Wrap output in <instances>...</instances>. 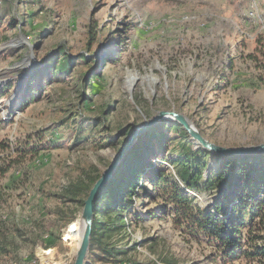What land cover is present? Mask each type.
I'll return each mask as SVG.
<instances>
[{
	"label": "rangeland",
	"instance_id": "374dc122",
	"mask_svg": "<svg viewBox=\"0 0 264 264\" xmlns=\"http://www.w3.org/2000/svg\"><path fill=\"white\" fill-rule=\"evenodd\" d=\"M261 35L264 0H0V222L45 229L35 245L9 234L16 246L0 253V264H73L66 232L82 206L54 195L86 174H101L135 128L160 110L186 115L220 145L264 142ZM60 44L74 54L99 52L101 75L81 87L88 69L77 64L22 107L15 98L23 78ZM106 53L114 60L105 62ZM165 130V149L150 162L174 173L170 149L179 134ZM141 153L149 157L147 149ZM138 183L140 197L114 236L131 264H215L212 243L175 224L169 205L160 210L163 201L149 198L154 190L143 176ZM204 187L189 193L207 210L218 191ZM86 264L113 263L89 253Z\"/></svg>",
	"mask_w": 264,
	"mask_h": 264
},
{
	"label": "trees",
	"instance_id": "16d2710c",
	"mask_svg": "<svg viewBox=\"0 0 264 264\" xmlns=\"http://www.w3.org/2000/svg\"><path fill=\"white\" fill-rule=\"evenodd\" d=\"M17 20V17L11 14L9 24ZM21 22L23 20H20ZM96 29L89 30L91 36H96ZM104 60L112 61L114 56L106 53ZM100 62L99 52L88 54L86 51H80L74 54L65 44H60L58 49L48 55L45 63H38L23 78L15 100L19 101L22 107L27 106L44 91L45 85L69 76L77 69V64L88 69L86 73H81V87H90L94 78L101 75ZM257 69L264 76V65H258ZM2 96L1 94L0 98ZM166 128L176 130L179 134L173 139L176 142L170 149L176 150L175 154L169 157L174 173L165 171L160 164L150 162L154 153L160 154L165 149L161 145H164L168 138ZM187 138L185 130L171 120H163L150 127L147 133L138 138L113 172L111 179L98 192L94 202L95 217L89 253L96 254L102 263H132L128 250L118 248L114 236L125 228L124 215L135 207L136 201L133 197H140L137 188L141 187L138 181L143 176L154 190L149 198L154 196L163 201L160 210H166L169 205L168 212L172 214L175 224L187 228L191 235L204 237L212 243L210 246L216 254L211 260L215 264L218 261L216 256L219 255L220 264H264V152L212 155L201 148L194 149ZM142 148L149 151V157H143ZM167 150L169 152V148ZM148 158L149 162L144 165ZM214 163L216 168L212 167ZM209 166V173L205 175L203 172ZM146 167H149L148 171ZM4 172L6 169H0V174ZM99 176L100 174H86L85 177L63 186L54 196L61 202L83 206L90 188ZM204 186L218 191L214 203L207 210L198 206L195 196L187 191L200 192ZM58 212L61 219H64L65 214L61 209ZM14 226L0 222V253L13 251L16 245L13 236L8 235L15 232L26 235L32 245L42 242L44 225L36 223V226L28 229L29 231Z\"/></svg>",
	"mask_w": 264,
	"mask_h": 264
},
{
	"label": "water",
	"instance_id": "95a60500",
	"mask_svg": "<svg viewBox=\"0 0 264 264\" xmlns=\"http://www.w3.org/2000/svg\"><path fill=\"white\" fill-rule=\"evenodd\" d=\"M162 120L175 121L185 130L192 142L194 149L201 148L208 151L212 155H247L264 152V142L235 147H228L214 143L205 138L186 115L175 110L158 111L157 114L152 118L146 120L143 124L135 128V130L129 135L127 140L113 156L111 162L102 171L99 178L93 183L92 187L90 188L79 214V222L81 223L82 232L79 246L75 252L73 264H86L87 262L90 248L92 225L95 217L94 202L98 192L102 189L105 183L111 179L113 172L116 170L117 166L122 161L124 156L133 147L141 134H143L149 127L162 122ZM209 168L210 166L208 167V170ZM187 191L189 192V190ZM206 204L208 205L209 202H206Z\"/></svg>",
	"mask_w": 264,
	"mask_h": 264
},
{
	"label": "bare ground",
	"instance_id": "6f19581e",
	"mask_svg": "<svg viewBox=\"0 0 264 264\" xmlns=\"http://www.w3.org/2000/svg\"><path fill=\"white\" fill-rule=\"evenodd\" d=\"M76 222L77 225L73 227H69L66 232L67 241H69L71 247L75 249V251L79 246L81 232H82L81 223L79 222L78 219Z\"/></svg>",
	"mask_w": 264,
	"mask_h": 264
}]
</instances>
